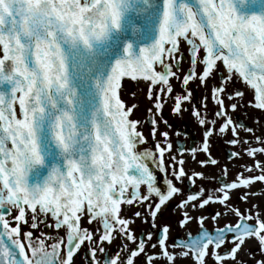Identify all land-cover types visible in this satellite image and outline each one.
<instances>
[{
  "label": "snow or ice",
  "instance_id": "obj_1",
  "mask_svg": "<svg viewBox=\"0 0 264 264\" xmlns=\"http://www.w3.org/2000/svg\"><path fill=\"white\" fill-rule=\"evenodd\" d=\"M165 106L195 119L199 147L174 146ZM249 108L255 126L234 119ZM213 137L252 162L205 186L185 153L219 165ZM262 157L264 0H0V264H242L250 241L264 264V204L232 201L264 185ZM177 197L179 239L157 223Z\"/></svg>",
  "mask_w": 264,
  "mask_h": 264
},
{
  "label": "flooded vegetation",
  "instance_id": "obj_2",
  "mask_svg": "<svg viewBox=\"0 0 264 264\" xmlns=\"http://www.w3.org/2000/svg\"><path fill=\"white\" fill-rule=\"evenodd\" d=\"M189 67L188 64L184 65V68L187 69ZM193 87L194 96L199 97L200 94L203 92V88L197 89L195 85ZM236 87L242 88V85L237 84ZM127 88L128 92H133L136 89L135 82L128 81L127 82ZM179 90V89H178ZM146 91V89H144ZM251 94L248 93L245 97V99H250ZM126 99L129 103H131V100L126 95ZM143 104L141 108H137L135 110L133 118L141 119L142 121H146L147 119V107H149V103L145 97H142ZM130 100V101H129ZM140 106V105H139ZM209 109L213 107L211 103L208 105ZM168 106H165L163 109V117L168 121L170 125H172L171 128H167L165 125L161 124L160 129L169 131L170 139L172 140L174 146L177 144H183L184 146H193V147H199L201 141L203 140V130L202 128L197 124L195 119L190 115L188 111H185L182 116L176 115L170 112V109ZM234 119L239 121L242 124H248L255 126L254 121L250 119V117L253 116H260L259 111L253 110L251 108L248 109L247 115L244 114L243 109H239L236 112L233 113ZM150 125L148 123L144 124V131L145 135L148 134V129ZM177 133H181V135L177 136ZM259 134V132H257ZM241 135H246L245 133L241 132ZM255 146V145H254ZM230 145H227L223 139L219 137H213L211 139L210 148H211V156L215 159H217L220 164L219 165H211L207 164L201 167L199 164H197L195 161H193L190 158L189 153H185V157L188 160L187 167L189 169H193L197 172H204L206 176H209L210 179L208 180H201L199 178L197 179L198 184H204L205 186H215L216 181L214 179H211L213 177H216L220 174V168L224 164H228L230 174L227 177L229 181L234 179V176L236 172L239 170V165L247 162L251 163L252 161L250 158L245 156L243 160H240L237 158L235 161H230L227 159L228 149L230 148ZM206 158V154L201 152H198L196 154L197 160H203ZM264 159V157H262ZM158 179L160 181V184L162 186V176L163 174L157 173ZM189 191L192 190L191 188L188 189ZM249 191L256 192V195L251 196L248 203H245L244 201H240L237 197V195L232 196V201L236 207H238L241 210H245L247 207H249L250 203L259 202L261 204H264V185H261L259 182H257L254 186H252ZM179 202V197L172 200L166 208H164L161 213L158 214V227L163 224H169L170 225V237L179 239L182 235V229L178 225V221L181 219V209L177 206ZM216 211H223V208L219 205L213 204L204 212V215L211 216ZM229 219H232L231 216L228 217ZM223 223V221H221ZM206 226L211 228L212 222L211 220H208L206 222ZM132 227L137 230L138 232L143 231H153L155 232L156 229H152L150 223H142L139 219L135 221V223L132 225ZM198 225L196 222H191L188 225L189 230L192 232H195L197 230ZM248 251L252 252L254 256H248L245 252H240L239 258L242 262V264H253L254 259H259L260 255L258 253V245L255 241H250L244 246ZM78 264H85L83 260L79 259ZM176 264H189V261L186 258H180L177 260Z\"/></svg>",
  "mask_w": 264,
  "mask_h": 264
},
{
  "label": "rangeland",
  "instance_id": "obj_3",
  "mask_svg": "<svg viewBox=\"0 0 264 264\" xmlns=\"http://www.w3.org/2000/svg\"><path fill=\"white\" fill-rule=\"evenodd\" d=\"M126 88H127V84H126ZM127 90H128V88H127ZM135 91H137V90H135ZM125 98V100H127L126 99V96L124 97ZM130 101V100H129ZM131 102H132V100H131ZM142 104H143V99H142V97H141V99H140V101H139V105L140 106H138V108H141L142 107ZM167 110H169L168 108H167ZM79 263V259L77 260V264Z\"/></svg>",
  "mask_w": 264,
  "mask_h": 264
}]
</instances>
